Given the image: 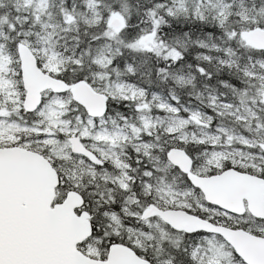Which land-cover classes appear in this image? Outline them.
<instances>
[{"label":"snow or ice","instance_id":"snow-or-ice-1","mask_svg":"<svg viewBox=\"0 0 264 264\" xmlns=\"http://www.w3.org/2000/svg\"><path fill=\"white\" fill-rule=\"evenodd\" d=\"M0 264H264V0H0Z\"/></svg>","mask_w":264,"mask_h":264}]
</instances>
